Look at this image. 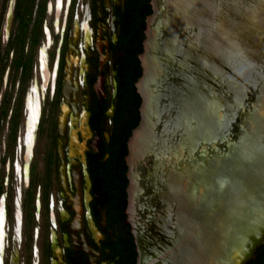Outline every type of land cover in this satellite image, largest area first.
Listing matches in <instances>:
<instances>
[{
  "label": "flooded vegetation",
  "instance_id": "obj_1",
  "mask_svg": "<svg viewBox=\"0 0 264 264\" xmlns=\"http://www.w3.org/2000/svg\"><path fill=\"white\" fill-rule=\"evenodd\" d=\"M8 3L0 7V264H137L125 157L139 122L135 85L152 0H26L33 9L21 42L18 0L6 39ZM29 111L37 113L30 132Z\"/></svg>",
  "mask_w": 264,
  "mask_h": 264
},
{
  "label": "water",
  "instance_id": "obj_2",
  "mask_svg": "<svg viewBox=\"0 0 264 264\" xmlns=\"http://www.w3.org/2000/svg\"><path fill=\"white\" fill-rule=\"evenodd\" d=\"M153 1L125 157L137 264H248L264 245V0Z\"/></svg>",
  "mask_w": 264,
  "mask_h": 264
},
{
  "label": "trees",
  "instance_id": "obj_3",
  "mask_svg": "<svg viewBox=\"0 0 264 264\" xmlns=\"http://www.w3.org/2000/svg\"><path fill=\"white\" fill-rule=\"evenodd\" d=\"M4 1L6 2L7 0H4ZM25 1L26 0H18L16 9H15V16H14L15 21L14 22L19 24V27H18L19 33H20L19 42L24 41L25 39L24 37L28 30V24H29L28 21L31 18V13L33 9L32 3L26 6V4H24ZM20 65H21V62H20ZM248 264H264V245L257 250L255 254V259L250 261Z\"/></svg>",
  "mask_w": 264,
  "mask_h": 264
},
{
  "label": "bare ground",
  "instance_id": "obj_4",
  "mask_svg": "<svg viewBox=\"0 0 264 264\" xmlns=\"http://www.w3.org/2000/svg\"><path fill=\"white\" fill-rule=\"evenodd\" d=\"M29 115H30V119H28V120H29L30 122L28 123L27 130L30 132L31 129H32V123H31V122H33V120L35 119L37 113L32 114V113L29 111ZM32 116L34 117V119H32V118H33Z\"/></svg>",
  "mask_w": 264,
  "mask_h": 264
},
{
  "label": "rangeland",
  "instance_id": "obj_5",
  "mask_svg": "<svg viewBox=\"0 0 264 264\" xmlns=\"http://www.w3.org/2000/svg\"><path fill=\"white\" fill-rule=\"evenodd\" d=\"M1 3H2V0H0V7H1ZM3 26H4V24H3V22L1 23V20H0L1 31H2V29H3Z\"/></svg>",
  "mask_w": 264,
  "mask_h": 264
}]
</instances>
